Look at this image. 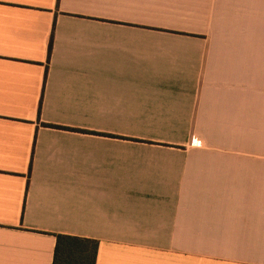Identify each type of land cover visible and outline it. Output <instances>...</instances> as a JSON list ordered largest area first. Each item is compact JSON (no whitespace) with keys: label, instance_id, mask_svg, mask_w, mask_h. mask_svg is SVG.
Masks as SVG:
<instances>
[{"label":"crops","instance_id":"crops-1","mask_svg":"<svg viewBox=\"0 0 264 264\" xmlns=\"http://www.w3.org/2000/svg\"><path fill=\"white\" fill-rule=\"evenodd\" d=\"M263 127L264 0H0V264H264Z\"/></svg>","mask_w":264,"mask_h":264},{"label":"trees","instance_id":"trees-1","mask_svg":"<svg viewBox=\"0 0 264 264\" xmlns=\"http://www.w3.org/2000/svg\"><path fill=\"white\" fill-rule=\"evenodd\" d=\"M98 249V240L58 234L53 264H96Z\"/></svg>","mask_w":264,"mask_h":264},{"label":"rangeland","instance_id":"rangeland-1","mask_svg":"<svg viewBox=\"0 0 264 264\" xmlns=\"http://www.w3.org/2000/svg\"><path fill=\"white\" fill-rule=\"evenodd\" d=\"M262 131L263 135H261ZM252 143L254 145V158H264V127L262 130L261 128L259 130L255 129Z\"/></svg>","mask_w":264,"mask_h":264}]
</instances>
